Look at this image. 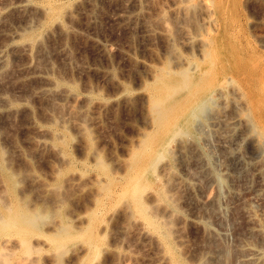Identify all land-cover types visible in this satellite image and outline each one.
I'll use <instances>...</instances> for the list:
<instances>
[{"label": "rangeland", "instance_id": "1", "mask_svg": "<svg viewBox=\"0 0 264 264\" xmlns=\"http://www.w3.org/2000/svg\"><path fill=\"white\" fill-rule=\"evenodd\" d=\"M0 57V264L264 247V0H0Z\"/></svg>", "mask_w": 264, "mask_h": 264}, {"label": "bare ground", "instance_id": "2", "mask_svg": "<svg viewBox=\"0 0 264 264\" xmlns=\"http://www.w3.org/2000/svg\"><path fill=\"white\" fill-rule=\"evenodd\" d=\"M181 2V1H180ZM183 3H184V1H183ZM181 5H183V4H181ZM182 7V6H181ZM182 8H184V6L182 7ZM127 16V15H126ZM128 17V16H127ZM32 20H34V19H32ZM32 20H30L31 22H32ZM27 22H29V21H27ZM26 22V23H27ZM34 23V22H33ZM27 25H29L28 27L30 28V26L32 27V25H31V23L30 24H27ZM34 25V24H33ZM22 26V25H21ZM25 26V25H24ZM23 26V27H24ZM17 27L19 28V26L17 25ZM22 27V28H23ZM34 27V26H33ZM18 28H16L17 30H18ZM21 28V27H20ZM24 28H25V30H24ZM23 28V30H24V34H26V32H28L27 31V29H29V28H27L26 29V26ZM30 30V29H29ZM32 30V29H31ZM181 30H182V35H181V40L179 39V41L182 43V44H185V45H188L190 42V44L192 45V43L194 42L193 40H195V39H201V36L198 34V32H197V34L196 33H193V31L191 32V30H189L187 27H185V26H181ZM20 31H22V30H19V32ZM15 32V31H14ZM18 32V31H17ZM19 32H18V35L19 36H21L20 34L22 33H20L19 34ZM30 32V31H29ZM28 32V33H29ZM16 33V32H15ZM28 33H27V35H28ZM23 34V35H24ZM17 35V34H16ZM22 35V36H23ZM26 35V36H27ZM30 35V34H29ZM32 35V34H31ZM14 36H15V34H14ZM16 37V36H15ZM193 41V42H192ZM202 41V40H201ZM28 42H30V41H28ZM27 44L28 43H26V46H27ZM29 44H31V43H29ZM28 44V47H30V45ZM181 44V45H182ZM189 44V45H190ZM178 45H180V44H178ZM185 45H184V47H185ZM193 46V45H192ZM198 46H200V44L198 45ZM198 46H196V48H198ZM203 46V45H202ZM205 46V45H204ZM193 47H195V46H193ZM31 48V47H30ZM189 48V47H188ZM191 48V47H190ZM27 49V48H26ZM205 49V48H204ZM25 49H23V51H24ZM27 51H28V49H27ZM26 51V52H27ZM173 51V50H172ZM198 51H199V49H198ZM204 51V50H203ZM25 52V51H24ZM176 52H178V51H176ZM2 54V53H1ZM3 54H4V52H3ZM206 55H208V54H206ZM203 56V55H202ZM0 58H2V57H0ZM4 59V55H3V58H2V60ZM1 60V59H0ZM175 61V60H174ZM28 63V62H27ZM181 63V62H180ZM29 64H27V66H28ZM26 66V65H25ZM30 66V65H29ZM23 68H26V67H23ZM33 73H34V71H33ZM49 74V73H48ZM40 75H41V77L44 79V78H46V79H48L47 78V74L45 73V72H40ZM45 79V80H46ZM51 80V79H50ZM184 82V81H183ZM185 84V83H184ZM185 86V85H184ZM45 88V87H44ZM43 88V89H44ZM49 89V88H48ZM45 90V89H44ZM47 91H49V90H47ZM44 92H46V91H44ZM203 104V103H202ZM199 106V105H198ZM191 112V111H190ZM190 114V113H189ZM190 115H193V114H190ZM224 115H226V113L224 114ZM224 115H222L223 117H225ZM238 115V114H237ZM189 117V116H188ZM215 118V117H214ZM219 118H220V116H219ZM189 120H191V119H189ZM220 120H221V118H220ZM238 121H239V118L236 116V115H234V116H231L230 118H228V122H229V124L231 125V124H237L238 123ZM242 121V120H241ZM192 122V121H191ZM213 122V121H212ZM217 122V121H216ZM80 123V122H79ZM214 123V122H213ZM219 123V122H218ZM225 123V122H224ZM227 123V122H226ZM192 124V123H191ZM222 124V123H221ZM217 125V124H216ZM220 126V125H219ZM224 126V125H223ZM232 126V125H231ZM234 127V126H233ZM196 128V127H195ZM180 124H175V126H174V128L172 129V133H174V134H176V136H177V134L178 133H180L181 135L180 136H182V134H186V132L185 133H181L180 132ZM186 130H188V129H186ZM199 130V129H198ZM232 130V129H231ZM182 131V130H181ZM187 132H189V131H187ZM190 133V132H189ZM188 133V134H189ZM179 135V134H178ZM187 135V134H186ZM185 136V135H184ZM172 137V136H171ZM170 137V138H171ZM175 136H173V138H174ZM186 137V136H185ZM188 137V136H187ZM220 137V136H219ZM228 137V136H227ZM192 138V137H191ZM172 141V140H171ZM188 141V140H187ZM240 141V140H239ZM180 142H181V140H180ZM179 142V143H180ZM220 142V141H219ZM223 142H224V140H223ZM241 142V141H240ZM44 143V142H43ZM212 143H214L213 141H212ZM222 143V142H221ZM192 144V143H191ZM191 144H189V145H191ZM220 144V143H219ZM227 144V143H226ZM169 145V144H168ZM179 145V144H178ZM181 145V144H180ZM186 145V144H185ZM189 145H187V147L189 146ZM212 145V144H211ZM210 145V146H211ZM215 145V144H214ZM223 145V144H222ZM230 145V144H229ZM238 145V144H237ZM221 146V145H220ZM182 147V146H181ZM184 147V146H183ZM183 147H182V149L180 148V150H179V152H182V150H183ZM191 147H193V146H191ZM212 147V146H211ZM225 147V146H224ZM224 147H222V148H224ZM190 148V147H189ZM209 148V147H208ZM213 148V147H212ZM192 149V148H191ZM194 149V148H193ZM214 149H216V148H214ZM220 149V148H219ZM225 149V148H224ZM177 152V151H176ZM189 152V151H188ZM173 153V152H172ZM174 153H175V151H174ZM183 153V152H182ZM182 153H181V159H182V156L184 155L185 156V154H183L182 155ZM218 153V152H217ZM177 154H180V153H177ZM171 156H173V155H171ZM179 155H177V157H178ZM177 157L175 158V159H177ZM180 157V156H179ZM178 157V158H179ZM174 159V158H173ZM170 164V163H169ZM168 164V165H169ZM172 164V163H171ZM227 164V163H226ZM226 164H224L225 166H227ZM173 165V164H172ZM209 167V166H208ZM155 168V167H154ZM169 170H170V168H168ZM171 171V170H170ZM172 171H174V170H172ZM171 171V172H172ZM170 172V173H171ZM165 174V173H164ZM226 174H228V173H226ZM172 176V175H171ZM188 182V181H187ZM180 183V182H179ZM178 183V184H179ZM181 183H182V181H181ZM180 183V184H181ZM185 184V183H184ZM190 185V184H189ZM145 186V185H144ZM151 186V185H150ZM194 187V186H193ZM188 188V187H187ZM146 189V188H145ZM161 193V192H160ZM256 193V192H255ZM143 194V193H142ZM234 194V193H233ZM259 194V193H258ZM168 195V194H167ZM167 195H165V196H167ZM169 196V195H168ZM250 197V196H249ZM162 198V197H161ZM204 198V197H203ZM165 199V198H164ZM167 199V198H166ZM170 199H171V201L173 200L172 199V197H170L169 198V200H167V201H170ZM204 200H206V199H204ZM166 201V202H167ZM207 201V200H206ZM173 202V201H172ZM249 203H251V202H249ZM254 203V202H253ZM254 205V204H253ZM142 206V205H141ZM143 212V211H142ZM145 212V211H144ZM143 212V214H146V213H144ZM220 212V211H219ZM221 214H223V213H221ZM219 215H220V213H219ZM209 217V216H208ZM198 218L199 217H197V219L196 220H198ZM216 218V217H215ZM200 219H201V217H200ZM220 219V218H219ZM210 220V219H209ZM213 220V219H212ZM199 221V220H198ZM201 221V220H200ZM207 223V222H206ZM209 228V227H208ZM216 228V227H215ZM218 229V228H217ZM211 231H213V230H211ZM259 231H261V230H259ZM214 233V232H213ZM210 234H212V233H210ZM222 237V236H221ZM242 243V242H241ZM243 245V244H242ZM244 245H246V244H244ZM261 245V244H260ZM260 245H257V244H251V245H248L247 247H248V249H247V247H246V249L248 250V252L247 251H245V250H243V251H245V255H244V257H246L247 259H248V261H247V263H245V264H264V247L263 246H260ZM239 246H240V244H239ZM169 250H171V248H169ZM172 251V250H171ZM170 251V252H171ZM211 251V250H210ZM203 253V252H202ZM209 253V252H208ZM213 253V250H212V252H211V254ZM172 254H174V253H172ZM214 254H216L215 252H214ZM241 254H243V253H241ZM175 255H177L176 253H175ZM204 254H202V256H203ZM173 256V255H172ZM201 256V255H200ZM219 255H217V257H218ZM180 257V256H179ZM179 257H177V256H173L172 258H174V260H173V264H183V263H186V262H183V260H181ZM171 258V259H172ZM199 258V257H198ZM245 258V259H246ZM218 260V258H215V257H213V259L212 258H207L206 260L204 259V261L202 260V264H204V263H207V264H216L215 262V260ZM220 259V258H219ZM244 259V260H245ZM242 260V259H241ZM201 263V262H200Z\"/></svg>", "mask_w": 264, "mask_h": 264}]
</instances>
